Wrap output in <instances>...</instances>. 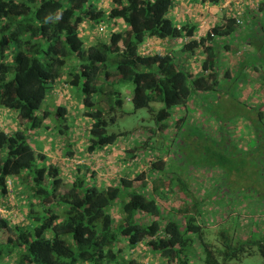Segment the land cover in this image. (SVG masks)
Listing matches in <instances>:
<instances>
[{
	"label": "trees",
	"instance_id": "1",
	"mask_svg": "<svg viewBox=\"0 0 264 264\" xmlns=\"http://www.w3.org/2000/svg\"><path fill=\"white\" fill-rule=\"evenodd\" d=\"M107 1L106 8L103 2L92 0H0V106L14 110L19 124L9 131L0 129V207H9L7 193L16 188L28 196L26 206L19 208L25 209L22 218L0 212V240H264L257 221L235 237L229 228H220L227 219L226 214L219 216L224 209L204 211L203 201L196 198L200 195L194 196L190 187L192 172L180 170L173 175L170 170L175 169H166L167 155H157L146 168L98 186L71 178L70 172L64 181L67 166L49 160L28 141L26 130L46 126L43 119L49 113L55 123L67 128L59 122L67 113L65 105L37 112L47 87L58 79L62 85L79 89L82 115L87 118L86 154L121 134L107 131L117 112H123L119 91L111 82L130 81L133 109L146 107L160 129L166 127L174 106L187 104L191 92L218 91L216 45L204 37L196 40L191 37V25L171 20L167 13L173 0ZM222 19L206 30L209 38L229 35L238 24L234 14L222 13ZM83 23L95 27L96 35L87 43L81 37ZM151 35L158 39L190 36L180 50L199 49L201 71L187 72L168 51H142L141 44ZM68 56L73 61L65 68ZM150 101L161 104L153 106ZM184 121L182 115L173 125ZM68 169L88 176L86 163ZM154 171L167 175L166 181L177 182L192 202V213L163 209L144 189L147 182H159L160 191L169 188L171 195L174 182L165 185L162 177L152 176ZM121 193L125 198L115 220L110 207ZM19 202L24 204L23 198ZM137 244L144 246L139 255H125L123 250L132 253ZM144 250L155 252L163 264H193L195 259L198 264H229L256 251L264 264V241H0V264H150L142 261Z\"/></svg>",
	"mask_w": 264,
	"mask_h": 264
},
{
	"label": "rangeland",
	"instance_id": "2",
	"mask_svg": "<svg viewBox=\"0 0 264 264\" xmlns=\"http://www.w3.org/2000/svg\"><path fill=\"white\" fill-rule=\"evenodd\" d=\"M92 1L97 4L98 0ZM167 15L175 22V16L170 14V12ZM184 19L182 16L181 21ZM118 26L120 27V25ZM86 27L95 30V27H91L90 25ZM107 32H109V28ZM93 33L95 32L93 31ZM88 34L89 30H86L83 25L81 37L85 43L93 39H87L86 36ZM163 45L167 47L171 46L168 43H163ZM259 49L260 51H264V45ZM171 51L174 52L173 49ZM175 55L176 51L174 57ZM258 60L260 61V59ZM72 61V56H68L64 67L66 68L67 65H70ZM253 62L258 63L257 60H249L246 63ZM11 74L12 72H9V77ZM238 77L240 78L239 72L228 80H222L221 76H219L218 91L215 90L208 94L196 91L194 93L191 92L189 97L191 100L195 98H214L213 101H202V105L207 111V114H204L206 120L210 122L212 118V123L204 122L195 117L192 118L189 113H186L184 114L185 121L174 126L172 121L174 120L175 111L182 108L181 106H174L171 109V115L166 119L167 125L164 129L156 126L146 107L133 109L130 100L132 88L130 81L111 82L110 86L119 91L123 112L121 114L117 112L115 120L108 124V132H121V134L115 138L113 143L106 146L112 149L113 153L115 152V155L112 156L115 158L114 164L116 165L117 162L120 167L122 163V167L124 168V163L118 159L117 155L119 152L116 145H119V143H124L126 147L135 145V151L125 149L123 155L131 158L128 162L131 171L146 168L150 160L149 158L157 155L164 157L167 155L166 169H175L170 170L173 175L180 170L184 171L183 174L192 172V176L189 179L191 182L190 187L195 191H192L194 196L200 195V197L196 198L199 201H203L202 207L206 212L209 210L214 212L218 209L221 212L224 209L219 216L222 217V214H226L227 219L222 220L219 227L229 228L234 237L235 233L238 235L245 234L249 226L255 225L254 221L258 223L259 218L264 217V118L260 121L257 116L253 115L258 107H248L244 100L234 98L235 94L238 95V92L234 89V80ZM224 87L226 88V92L223 89ZM79 95L80 92L76 86L62 85L60 79L56 80L51 87H47L45 96L37 112H40L44 108L53 111L57 103L65 105L67 113L59 122L60 124L65 123L67 128L64 129L57 124L58 121L55 123L56 120L53 119L51 114V118L46 121L51 128L47 132L51 136V139L45 141L41 138L38 140L33 138L32 145L36 149L41 148L46 150L48 155L54 156L52 158L61 157L66 159L67 157H63V154H65L64 149L70 145L74 147V149L72 148L74 154L70 155L67 159L72 160L71 163L79 162L77 161L79 156L76 155L82 149L79 148L78 150L75 146L78 137H80V140L81 137H85L84 125L87 120L82 115L83 107L79 101ZM150 104L158 106L161 103L150 101ZM2 107L0 106V108ZM187 108L190 109L191 106L188 105ZM2 110L7 118L0 117V129L9 131L11 128H8L7 125H12V128L13 125H17L15 111L6 107H3ZM209 114L211 116H208ZM22 124L26 125L27 122ZM59 127L61 128L60 133ZM35 132L42 134L44 131H40L37 128L27 129L28 141L31 140V135L35 134ZM143 135L144 137L142 138ZM142 139L143 142H148L146 147H142L143 142H139ZM97 150L105 149L98 147ZM71 163H68V166ZM96 164L98 165V161H96ZM189 169L192 171H188ZM63 170H65L63 173L65 176L70 172L71 178L76 176L82 179L81 181L84 184L93 182V180L96 181L102 177L98 172L96 174L91 173L86 177L84 173L76 172L74 169L69 170L68 168H64ZM161 174L160 171H154L152 176L162 177V183L165 185H170L174 182L172 178L166 181L167 175L163 174V176ZM18 177L20 178V176ZM67 178L69 177L67 176L66 180ZM157 183L159 184V182ZM10 186H12V183ZM171 186H173L171 195L167 194V190L163 194L162 192L154 193L155 197L159 199L158 201L161 206L166 210L174 209L184 214L190 209V211L194 210L192 202L186 197L185 192L178 188L177 182L175 181ZM147 190L148 193L151 192L153 194L154 192L151 191V187ZM20 191V189L13 190L11 195L7 193V204L9 207H3L4 209L0 211L11 216H14L16 212L17 219L22 218L24 215L23 209L19 208L26 206L28 196L24 195L23 192V194H20ZM122 194L112 201L114 203L110 207L116 217L114 218L115 220H118L119 217L117 214H119L120 202L125 198ZM20 198H23L24 204L19 202ZM178 207L182 210L177 209ZM206 218L208 219V217ZM207 219H203L202 222L205 223ZM259 223L260 225L257 226L261 230L264 224L261 221ZM253 233L251 232L250 234ZM143 248V245L137 244L131 250L132 253L128 249L123 250V252L125 255L129 253L130 255L137 256ZM144 257L145 259L143 258L142 261H149L150 264H163L162 259L155 252L146 250ZM196 261L195 259L193 264H198ZM229 264H262V258L256 251H253L250 254H242L238 260H231Z\"/></svg>",
	"mask_w": 264,
	"mask_h": 264
},
{
	"label": "crops",
	"instance_id": "3",
	"mask_svg": "<svg viewBox=\"0 0 264 264\" xmlns=\"http://www.w3.org/2000/svg\"><path fill=\"white\" fill-rule=\"evenodd\" d=\"M98 1L103 2L106 8L109 5L107 0ZM189 1L191 2L189 3ZM255 2L256 5L253 3V0H219L216 3H206L199 0H173V6L169 12L170 14L176 17V24L187 23L192 26L193 30L191 37L195 38L196 40L204 37L205 42H214V45H216L215 69L218 71L219 76H221L222 80H228L230 77L235 76V74L239 72L240 78L238 77L234 80V89L238 92V95L235 94L234 98H237L238 100H244L248 107H258L257 111L254 112L253 115L258 116V112H260L261 117L258 118L260 121H262L264 118V51H260L259 48L264 45V0H256ZM222 13L227 16L234 14L235 17L238 19V24H235L234 30L229 35L225 34L209 38V35H207L206 30L209 29V27L214 23L223 22ZM182 16L185 18L183 21H181ZM117 20L118 19H115V21ZM83 25L85 26L86 30H89V34L87 36H90L94 39L95 36L93 31L95 32V30L88 29L86 27V23H83ZM116 26L119 27L117 23ZM189 37L190 36L183 35L182 37H177L176 39H158L151 35L143 41L141 46H143V50L145 51H168L172 54H175L176 51L175 60H177L179 65H181L187 72H190L191 74H198L201 71L200 62L203 57L202 52L199 49H195V51L191 53L180 50V46L187 39H189ZM163 43L171 44V46H164ZM172 49L174 50V52L171 51ZM258 59H260V61ZM249 60H257L258 63H246ZM217 86L219 85L217 84ZM213 100L214 98H205L204 101ZM202 101V98H195L192 100L188 99L187 104L185 106H181V109H176L173 121H175L182 115L184 116V114L189 113L192 118L195 117L200 120H203L204 122H209L208 120H206V117L204 115L205 113L207 114V111L202 105ZM188 105L191 106L190 109L187 108ZM2 108H0V117L7 118ZM208 116L211 115L209 114ZM50 118L51 114L49 113V116L47 115L43 119L44 124H47L46 121ZM2 120L4 121L5 119ZM212 122L213 119L211 118V121L209 123ZM18 125V123L17 125H13V128ZM7 126L8 128H11L10 130L13 129L12 125ZM36 128L40 131L43 130L44 132L42 134H39V132H35V134L31 135V140L29 141L31 144H33V138L37 140L41 138L45 141L51 139V136L47 134L49 129H51L48 124L46 126L41 125ZM143 137L144 135L142 136V138ZM139 142H143V139L139 140ZM84 143L85 140L83 137H81V140L80 137L77 138L75 148H78V150L79 148L82 149L77 152L76 155L79 156V159H77V161H79L78 163L87 164L88 175L91 173L96 174V172L102 175V177H100V179L96 181L92 179L93 182H90V184L93 183L100 186L106 182L115 181L120 176V174L131 175V172L134 171H131V169L129 168L130 165L128 162L131 160V158L127 156L125 157L123 155L125 149H131L135 151V145H131L128 147H126L124 143H119V145H116L117 151L119 152V154L117 155L118 159L124 163L123 168L122 163L120 167L117 162L116 165L114 164L115 158H113L112 156L115 155V152L113 153L112 149L106 147L108 144L100 146V148L105 150L98 151L96 148L92 152V154H86L84 149ZM147 144V141L143 142L142 147H146ZM72 148L74 149V147L68 145L67 148L64 149L65 154H63V157L68 158L70 157V155L74 154ZM69 149L73 152L72 154L67 153ZM41 150L45 152L49 160L51 159L54 161V159H57L60 161H58L59 163L62 162L63 164H66L67 168L69 167L68 163H71L72 161L68 160L67 158L64 159L61 157L52 159V157L54 156L48 155V152H46V150ZM96 161H98V165L96 164ZM78 163H71L70 165L74 166V164ZM113 166L116 168H114ZM15 178L17 180L19 179L18 176H15ZM64 181L67 180L64 178ZM10 187L12 189V186ZM149 187H151V191H154L153 194L149 192L150 195L153 196L156 200L159 199L155 197L154 193L162 192L163 194L166 190H168L164 189L163 191H160L161 187H159L158 183L154 185L151 182H147L144 189L148 192L147 189ZM172 187L173 186H170V188ZM12 191L13 190H11V193ZM167 194L170 195L169 192H167ZM113 203L114 202H112V204ZM159 205L161 206L160 203ZM190 210L188 212L192 213L193 210ZM24 212L25 209H23V213ZM260 221L262 222V224H264V217H260L259 222ZM259 222L257 223V225H260ZM257 228L259 230V226ZM263 230L264 226L259 231Z\"/></svg>",
	"mask_w": 264,
	"mask_h": 264
},
{
	"label": "clouds",
	"instance_id": "4",
	"mask_svg": "<svg viewBox=\"0 0 264 264\" xmlns=\"http://www.w3.org/2000/svg\"><path fill=\"white\" fill-rule=\"evenodd\" d=\"M148 37V36H147ZM146 37V38H147ZM140 49L142 50V51H145V50H143V46H140ZM145 52H147V51H145ZM10 184H11V181H10V177H8V179H7V185H8V187H10ZM11 193V192H10ZM1 209H4L3 207H0V210ZM0 212H2V211H0ZM11 216V215H10ZM14 216H16V212L14 213ZM14 216H12L13 218H14Z\"/></svg>",
	"mask_w": 264,
	"mask_h": 264
}]
</instances>
